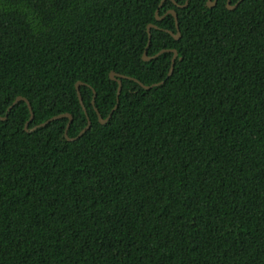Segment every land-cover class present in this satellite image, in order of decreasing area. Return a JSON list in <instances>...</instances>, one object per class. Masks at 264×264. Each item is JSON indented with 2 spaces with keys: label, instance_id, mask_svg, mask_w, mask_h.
Returning <instances> with one entry per match:
<instances>
[{
  "label": "trees",
  "instance_id": "1",
  "mask_svg": "<svg viewBox=\"0 0 264 264\" xmlns=\"http://www.w3.org/2000/svg\"><path fill=\"white\" fill-rule=\"evenodd\" d=\"M161 1L0 0V264H264V0Z\"/></svg>",
  "mask_w": 264,
  "mask_h": 264
},
{
  "label": "water",
  "instance_id": "2",
  "mask_svg": "<svg viewBox=\"0 0 264 264\" xmlns=\"http://www.w3.org/2000/svg\"><path fill=\"white\" fill-rule=\"evenodd\" d=\"M164 1H165V0H162V1L160 2L159 7H158V9L156 10V19H157V20H160V19L163 18V16H161V15L159 14V9H160V7L162 6V4L164 3ZM173 1L177 4V2H176L175 0H173ZM240 1H241V0H239L236 4L232 5V4H231V0H228V1H227V6H228L229 9H234V8L238 5V3H239ZM189 2H190V0H186V2H185L183 5H180V4H178V5H179L180 7H186V6L189 4ZM216 2H217V0H208L207 4H208L209 7H213V6L216 4ZM167 14H172V15H174L175 20H176L177 30H178L177 33H174L172 30H168V31H169V32H170V33H171L176 39H179L180 36H181V32H180V30H179V20H178V14H177V11H176L175 9H170V10L167 11ZM152 28H158V26H157L156 24H154V23H150V24L148 25L149 40H148L147 46L145 47V51H144L143 58H144L145 60H150V59H152V58H154V57H156V56H158V55H160V54H162V53H164V52H167V51L173 52L174 54H173V57H172L171 67H170V71H169V75H171L172 72H173V70H174V66H175L176 58H177V56H178V50H177V49H174V48L162 49V50H161L160 52H158L156 55L149 56V55H148V48H149V46H150V42H151V29H152ZM110 78L113 79V80H116V81L118 82V102H117V104L115 105V107L112 109V111L110 112V114H109V116H108L107 118H103L102 115L98 112L99 119H100L101 123H107V121H108V120L110 119V117L112 116L114 110L118 107V104H119V95H120V93H121L122 86H123L122 78H131V79H132L133 77H130V76H127V75H124V74L117 73L116 71H111V72H110ZM133 79H135L136 81H138V82H139L144 88H146V89H149V88H151V87H153V86H155V85H157V84L162 83V82H160V83H155V84H152V85H146V84H144L143 82H141L140 80H138V79H136V78H133ZM82 84H83L82 81H78V82L76 83V88H77V90H78V95H79V98H80L81 104L83 105L84 109L86 110V108H85V106H84L83 98H82V95H81V92H80V86H81ZM20 100H25V101L28 103V105H29V107H30V110H31V118H30V120H32L33 117H34V112H33V109H32V105H31L30 101H29L26 97H24V96H18V97L15 99V101L12 103V105L9 107L8 110H10V109H11V108H12V107H13L18 101H20ZM94 102H95V100H93V103H94ZM63 117H68V118H69V121H68L67 126H66V130H65V135H66L67 139H69V140H75V139H77L78 137H80V136H81L86 130H88V129L91 127V124H92V121L90 120V118H88V123H87V125L85 126V128L79 133V135H78L77 137L71 138V137H69V135H68V129H69L70 124H71V122H72V120H73V115H72L71 113H62V114H59V115H56V116L51 117V118L48 119L46 122H43V123H41V124L35 126V127L32 128L31 130L36 129V128L39 127V126H44V125H46L48 122H50V121H52V120H54V119L63 118ZM0 118H1V119H6L7 116H1V114H0ZM28 124H29V121H28L27 124H26V129H28Z\"/></svg>",
  "mask_w": 264,
  "mask_h": 264
}]
</instances>
